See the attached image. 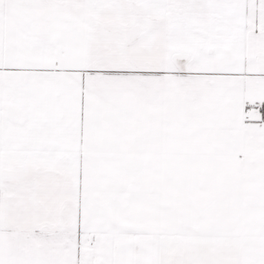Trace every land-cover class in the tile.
I'll return each mask as SVG.
<instances>
[{
  "label": "snow or ice",
  "instance_id": "6c2138e0",
  "mask_svg": "<svg viewBox=\"0 0 264 264\" xmlns=\"http://www.w3.org/2000/svg\"><path fill=\"white\" fill-rule=\"evenodd\" d=\"M0 264H264V0H0Z\"/></svg>",
  "mask_w": 264,
  "mask_h": 264
}]
</instances>
